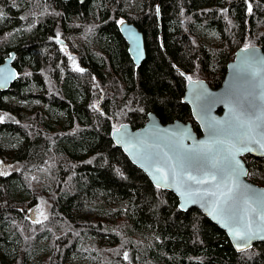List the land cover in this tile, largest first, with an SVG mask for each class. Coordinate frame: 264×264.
I'll use <instances>...</instances> for the list:
<instances>
[{
    "label": "trees",
    "instance_id": "1",
    "mask_svg": "<svg viewBox=\"0 0 264 264\" xmlns=\"http://www.w3.org/2000/svg\"><path fill=\"white\" fill-rule=\"evenodd\" d=\"M123 18L144 33L139 65L118 30ZM58 31L67 42L75 34L70 49L83 71L69 68ZM213 35L232 49L252 38L264 52V0H0V62L13 52L16 70L0 91V159L23 168L0 175V264H79L95 250L96 264H126L125 253L133 264H264V241L237 252L110 136L114 120L137 128L148 111L162 122L192 120L183 76L198 66L217 87L226 71L228 51ZM256 159L249 174L264 182ZM47 199L49 222L32 226L26 206Z\"/></svg>",
    "mask_w": 264,
    "mask_h": 264
},
{
    "label": "water",
    "instance_id": "2",
    "mask_svg": "<svg viewBox=\"0 0 264 264\" xmlns=\"http://www.w3.org/2000/svg\"><path fill=\"white\" fill-rule=\"evenodd\" d=\"M120 21L123 23H118L117 26L127 44V52L134 64L139 65L146 55L143 33L133 22L125 19ZM58 42L63 44L64 40L59 38ZM13 55L12 52L10 57L0 62V91L8 89L16 77V70L11 59ZM182 101L188 104L192 120L175 119L162 122L154 112L149 111L143 125L134 128L128 123H122L115 128L120 129L119 132L113 129L110 134L115 145L121 148L129 160L140 168L156 187L158 174L155 172V167L157 165H153L149 158V153L152 151L159 149L160 152L172 156L176 148L187 150L201 142L207 144L213 139L209 125L222 129L226 121L242 114L259 117L260 122L264 124V52L262 48L258 45L237 48L233 58L227 62L226 71L219 86L213 88L204 79L189 80ZM192 121L198 125L199 133ZM220 139H227V136H221ZM249 147L251 151H243L236 155V159L240 162L239 174L233 176L230 183L234 182L236 186L239 209L247 211L248 219L251 221L254 236L250 240L237 241L231 234L224 217L212 211L211 203L198 197L182 194L184 189L174 183L159 181L161 184L159 188L167 189L177 196L181 210L195 207L223 229L237 252L253 247L257 241H264V220L257 216V212L264 207V186L246 179L247 167L242 158L246 154L264 158V148L255 144H250ZM158 166L164 167L162 164ZM32 211H35V206H32L29 213ZM27 218L30 220L29 216ZM30 221H36V219Z\"/></svg>",
    "mask_w": 264,
    "mask_h": 264
},
{
    "label": "snow or ice",
    "instance_id": "3",
    "mask_svg": "<svg viewBox=\"0 0 264 264\" xmlns=\"http://www.w3.org/2000/svg\"><path fill=\"white\" fill-rule=\"evenodd\" d=\"M247 10L249 13L253 10L250 3ZM117 23L122 24L123 21ZM56 39L59 41V34ZM76 70L83 71L79 68ZM188 79L191 80V77ZM209 127L213 139L207 144L201 142L187 150L176 148L172 156L160 152L159 149L149 153L152 164L157 165L155 167V172L158 174L157 187L161 186L159 181L171 182L184 189L182 194L211 203L212 211L224 217L231 234L237 241L250 240L254 236L251 221L248 219L247 211L239 209L236 186L230 181L233 176L239 174L240 162L236 159L238 153L251 151L250 144L264 148V124L260 122L259 117L242 114L226 121L222 129H218L215 125ZM115 131L119 132L120 129ZM225 135L227 139H220ZM161 164L164 167L158 166ZM252 211L256 212L255 209ZM40 215L47 219L43 212ZM257 216L264 220V207L257 212ZM125 258L127 259V253Z\"/></svg>",
    "mask_w": 264,
    "mask_h": 264
},
{
    "label": "rangeland",
    "instance_id": "4",
    "mask_svg": "<svg viewBox=\"0 0 264 264\" xmlns=\"http://www.w3.org/2000/svg\"><path fill=\"white\" fill-rule=\"evenodd\" d=\"M248 4H249V2L247 1V4H246V12L249 15L252 12L251 13L248 12V10H247L248 9ZM123 19H125V18H123ZM125 20H127V19H125ZM127 21L133 22V21H130V20H127ZM133 23L135 24V22H133ZM57 33L59 34V37H61L65 41L67 40V39L63 38L64 36H61L62 34H61L60 31H58ZM74 36H75V34L72 35V37L68 41L69 42V49H67V51L62 50L63 49L62 46H59V48H60L61 52H63L66 55V57H67V59L69 61V68L71 70L77 71L76 70L77 68L83 69L84 66L80 62V55H79V57L77 56L78 51L77 52H73L70 49L71 48L70 45H71V42L73 41V39L74 40L77 39V38H74ZM212 37H213V44L216 47H219L220 48V49H218V51H222V50H224L225 52L228 51L227 58L229 57L228 58V61L231 60L233 58V54H234V51L237 48V45L232 49L231 44L228 45L226 43V39H224L223 37H221L219 35L218 36H214L213 35ZM68 42L66 43V46H68L67 45ZM238 45H239V47H246V46H252V45H259V42H257L256 40H253L252 38H246L244 41L238 42ZM210 50H213V49H210ZM212 54H214V52ZM195 69H198L200 72L199 71H196V72L193 73V71L192 72L190 71V72L186 73L187 74L186 76L183 73V75H184L183 77L185 78V82H186V77L187 78L188 77H191V80L204 79L209 84L210 82L207 81V79H209L208 76H207V74L204 73V72H202V70L198 66ZM213 88H215V87H213ZM148 112H147V114H148ZM122 116H124V115H122ZM2 117H4L3 116V113H0V118H2ZM126 118L127 117H120L119 119L114 120L113 123H112V126L114 127L113 129L117 128L122 123H129V122L125 121ZM50 148L54 149V142L52 141V139H51ZM0 161H1V159H0ZM3 164H10L9 165L10 166L9 168H5L4 165H2L0 163V173H4V174H0V175H2L3 177H5V176H7L9 174H12L14 172H19V171H21L23 169L22 167L16 165L15 163H3ZM262 183L264 184V182H262ZM51 205H52V200L51 199H47V200L41 201V202L39 200L38 202H36L34 204H29L25 208L24 217L26 216V218H27V216H29L30 220L31 219H36V220H40L41 221V220L44 219V216L40 215V213L43 212L44 215H46V213H47V216H48V213H49V210L51 208ZM32 206H35V211H32V212L29 213V211L31 210ZM26 220H27V222L29 224H31V222H30V220L28 218ZM48 222L49 221H48V218H47V219H45V221H43L41 223H37V225H35V226H39L40 228H42V226H44ZM32 226H34V225H32ZM97 255H98V251L97 250L93 251V255H90L89 253L88 254L84 253L83 255H81L78 263L79 264H96V257H97ZM108 255H109L108 251H102L101 252V256H102V258H103L104 261H107L106 258H107ZM123 259L126 261V264H133L131 262V260H130V257H128V255H127V259L125 258V255L123 256Z\"/></svg>",
    "mask_w": 264,
    "mask_h": 264
},
{
    "label": "flooded vegetation",
    "instance_id": "5",
    "mask_svg": "<svg viewBox=\"0 0 264 264\" xmlns=\"http://www.w3.org/2000/svg\"><path fill=\"white\" fill-rule=\"evenodd\" d=\"M118 24V23H117ZM136 25V24H135ZM137 26V25H136ZM138 27V26H137ZM138 29L142 32V30L138 27ZM143 33V32H142ZM143 37H144V43H145V36H144V34H143ZM55 39H56V37H55ZM125 41V40H124ZM126 43V42H125ZM63 48H64V45H63ZM145 50H146V46H145ZM226 65H227V63H226ZM188 78L186 77V84H185V86H184V88H186V85H187V83H188ZM206 81V80H205ZM184 92H185V90H184ZM243 161H244V163H245V165H246V167H247V175H246V179L248 180V181H251V182H253V183H255V184H258V185H261V186H264V184L261 182V179H258L259 181H257V179H255V178H253L250 174H249V169H250V165L255 161V160H257L256 159V156H253V155H250V154H246V155H244L243 157ZM259 161H264V158L262 159V157H261V159L259 160ZM2 165H4V167L5 168H9L10 166V164H2ZM1 165V166H2Z\"/></svg>",
    "mask_w": 264,
    "mask_h": 264
}]
</instances>
